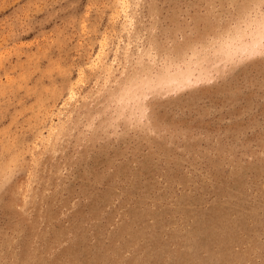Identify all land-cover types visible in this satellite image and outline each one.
<instances>
[{
	"label": "rangeland",
	"instance_id": "374dc122",
	"mask_svg": "<svg viewBox=\"0 0 264 264\" xmlns=\"http://www.w3.org/2000/svg\"><path fill=\"white\" fill-rule=\"evenodd\" d=\"M0 264H264V0H0Z\"/></svg>",
	"mask_w": 264,
	"mask_h": 264
}]
</instances>
